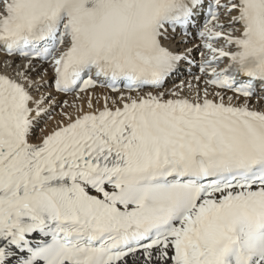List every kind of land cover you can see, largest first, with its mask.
I'll return each instance as SVG.
<instances>
[{"label":"snow or ice","instance_id":"snow-or-ice-1","mask_svg":"<svg viewBox=\"0 0 264 264\" xmlns=\"http://www.w3.org/2000/svg\"><path fill=\"white\" fill-rule=\"evenodd\" d=\"M0 264H264V0H0Z\"/></svg>","mask_w":264,"mask_h":264},{"label":"bare ground","instance_id":"bare-ground-1","mask_svg":"<svg viewBox=\"0 0 264 264\" xmlns=\"http://www.w3.org/2000/svg\"><path fill=\"white\" fill-rule=\"evenodd\" d=\"M44 67H47V65H45ZM49 71H50V69H49ZM192 72L193 73H196V68L195 67L192 68ZM181 79H188V80H190L191 77L189 75H186L185 77L182 76ZM171 86H172L171 84L168 85V87H171ZM57 99L58 100H60V99H66L70 103L72 102V98L71 97H60V96H57Z\"/></svg>","mask_w":264,"mask_h":264}]
</instances>
